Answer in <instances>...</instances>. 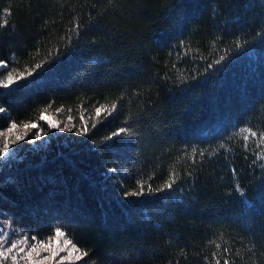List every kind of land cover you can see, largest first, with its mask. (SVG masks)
Wrapping results in <instances>:
<instances>
[{"label":"trees","instance_id":"1","mask_svg":"<svg viewBox=\"0 0 264 264\" xmlns=\"http://www.w3.org/2000/svg\"><path fill=\"white\" fill-rule=\"evenodd\" d=\"M0 61V264L61 222L63 264H264V0H0Z\"/></svg>","mask_w":264,"mask_h":264},{"label":"snow or ice","instance_id":"2","mask_svg":"<svg viewBox=\"0 0 264 264\" xmlns=\"http://www.w3.org/2000/svg\"><path fill=\"white\" fill-rule=\"evenodd\" d=\"M78 35L79 34L77 33V36ZM69 44H71V38H69ZM76 50H77L76 48H72L71 51H67L65 54L67 56H72L75 54ZM244 51H246V49ZM244 51L239 52L238 55H243ZM223 59L224 57L221 56L219 59L213 61V63H210L207 66V69L205 70L206 73L210 72L211 76H218L221 72L225 71L227 69V65L222 64ZM214 65H220V67H214ZM35 67L36 69H39L42 67V65L36 64ZM0 70H3V71H0V76H2L4 74V71H8V63L5 61H0ZM48 71H51V68L46 69L44 73H41L39 75H36V73L32 71L28 72L27 76L34 77V79L29 80L26 84L19 85V87H29L31 84L39 82L42 76L45 75ZM22 79H25L24 75L17 76V75H14L12 72L8 71V75L6 79L3 80L2 82L3 87L5 89L11 88L13 84H18L19 80H22ZM12 91L13 92L17 91V89L13 88ZM0 95H10V93H0ZM113 109H115V105H113ZM101 111H106V109H97L96 115L100 116ZM5 112H6V109L4 107H0V113H5ZM109 115H111V112H109ZM7 119L11 120V116L9 115ZM40 119L43 121H46L51 129H56L60 132L71 130L70 128H67V127H61V125L58 122H56L55 120H53L51 117L47 115L42 114L40 116ZM23 127L25 131L27 132L28 129H37L38 125L36 123H27V124H24ZM92 127L95 128L96 125L93 124ZM17 128H18L17 124L15 122H12L11 126L8 127L6 132H0V136L9 138V140H6V142L4 143L3 149H0V168L4 167L7 163L12 162L15 159L17 153L20 151V149L13 148L10 152L9 143H11L12 145H15L17 141H24L26 139V135H16L14 139H11L12 134L17 131ZM124 131L125 129L121 127L117 130L116 133H113V135H118ZM78 134L88 135L87 125H85V127L82 130H79ZM253 135H255V133H253ZM39 136H40V133H37L36 139H39ZM66 139H71V138H66ZM29 143H33L35 145L34 140L29 141ZM125 143H126V146H130V144H128V140H126ZM42 147L43 145H35L33 148V151L39 148H42ZM108 147H112V145H109ZM4 157H7V160L2 159ZM167 188L171 190L172 184L171 183L167 184ZM143 194H144L143 191H141L139 194L133 192L131 195L137 196V195H143ZM49 227L51 228V226ZM63 228H64L63 222H61L56 227L55 234H54L55 247H53V244L51 242L49 243L39 242L36 245L32 246L30 250L27 251L23 259L27 260L28 264H46V261L48 260H55L56 257L59 255V252L68 250L70 245L72 246L71 251L69 252L70 255L72 253L78 252L79 250L75 247V245H72V241L70 239L64 240L63 247H61V239L66 236V230H62ZM0 234H3V233H0ZM35 239H36V236L34 235L33 240ZM17 247L18 245L16 243H13L11 247L7 249V251H0V257H3L5 260H7L9 258V253H11L13 249H16ZM40 250H43L44 252H50L51 256H44L42 259H34V254L36 257H40L41 255ZM24 252H25V248L19 247L17 255H19L20 253H24ZM11 259L13 260L15 264L16 256L15 255L12 256ZM60 264H63V260L60 261ZM217 264H219V261H217ZM224 264H228V261L225 260Z\"/></svg>","mask_w":264,"mask_h":264},{"label":"rangeland","instance_id":"3","mask_svg":"<svg viewBox=\"0 0 264 264\" xmlns=\"http://www.w3.org/2000/svg\"><path fill=\"white\" fill-rule=\"evenodd\" d=\"M16 135H20V133L18 131H16L15 133L12 134L11 139H14ZM6 140H9V138L8 137H4V136L1 138V140H0V149H3L4 143L6 142ZM13 148H15V145H12L11 143H9V151L10 152H11V150ZM2 159L5 160V159H7V157H4ZM53 247H55V241L53 243ZM61 247H63V244H61ZM70 251H71V248L69 247L68 250L59 252V255H64L66 253L65 258H63L61 260L64 261V260H69V259L74 258V257H72V256H75L74 253H72L70 255L69 254ZM40 252H41L40 258H37L35 256V254H34V259H42L44 256H50V252H44L43 250H40ZM57 258H59V256H57ZM61 260H59V261H61ZM23 261H24L23 264H28L27 260L23 259V257L16 259L15 264H22ZM51 261H53V260H51ZM48 262H50V260L46 261V264H48ZM3 264H5V263L3 262ZM10 264H14L13 260H12V263H10Z\"/></svg>","mask_w":264,"mask_h":264}]
</instances>
